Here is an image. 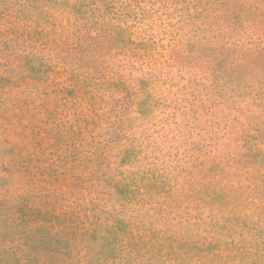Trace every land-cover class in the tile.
Segmentation results:
<instances>
[{
  "label": "rangeland",
  "instance_id": "1",
  "mask_svg": "<svg viewBox=\"0 0 264 264\" xmlns=\"http://www.w3.org/2000/svg\"><path fill=\"white\" fill-rule=\"evenodd\" d=\"M0 264H264V0H0Z\"/></svg>",
  "mask_w": 264,
  "mask_h": 264
}]
</instances>
